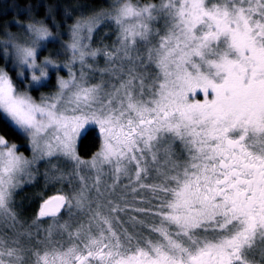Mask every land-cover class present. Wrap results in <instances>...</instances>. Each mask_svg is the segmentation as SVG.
I'll list each match as a JSON object with an SVG mask.
<instances>
[{
    "label": "snow or ice",
    "instance_id": "6c2138e0",
    "mask_svg": "<svg viewBox=\"0 0 264 264\" xmlns=\"http://www.w3.org/2000/svg\"><path fill=\"white\" fill-rule=\"evenodd\" d=\"M0 264H264V0L13 5Z\"/></svg>",
    "mask_w": 264,
    "mask_h": 264
},
{
    "label": "trees",
    "instance_id": "16d2710c",
    "mask_svg": "<svg viewBox=\"0 0 264 264\" xmlns=\"http://www.w3.org/2000/svg\"><path fill=\"white\" fill-rule=\"evenodd\" d=\"M41 0H0V24H3L7 20L12 19L13 5H19L21 7H26L30 4L40 3ZM45 2H52V0H45ZM7 9V14H2L3 10ZM15 30V29H13ZM67 38V37H65ZM91 149L90 144H85L82 148V154ZM94 150V149H91Z\"/></svg>",
    "mask_w": 264,
    "mask_h": 264
},
{
    "label": "rangeland",
    "instance_id": "374dc122",
    "mask_svg": "<svg viewBox=\"0 0 264 264\" xmlns=\"http://www.w3.org/2000/svg\"><path fill=\"white\" fill-rule=\"evenodd\" d=\"M65 39H67V38H65ZM94 46H98V45H94ZM101 66H102V63H101ZM41 171H43L42 165H41ZM38 180H39V184L36 187L25 186L23 191H21L17 197L18 200H23L26 206L29 203V201L26 198L30 197L35 191L39 190V185L43 183L42 177H38ZM30 213H31V209H29V214Z\"/></svg>",
    "mask_w": 264,
    "mask_h": 264
}]
</instances>
